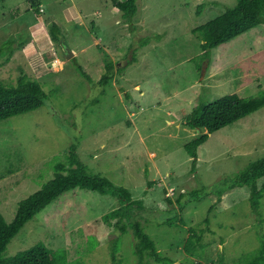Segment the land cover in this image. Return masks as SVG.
Returning <instances> with one entry per match:
<instances>
[{
	"label": "rangeland",
	"instance_id": "rangeland-1",
	"mask_svg": "<svg viewBox=\"0 0 264 264\" xmlns=\"http://www.w3.org/2000/svg\"><path fill=\"white\" fill-rule=\"evenodd\" d=\"M114 1L0 0V79L11 85L26 74L49 94L44 107L0 121V211L12 222L19 202L54 177V165L67 162L76 144L91 173L143 201V227L170 264H237L260 245L264 200L254 212L248 188L221 183L264 157V108L210 134L196 167L184 145L199 131L187 128L184 118L201 101L264 89V24L205 59L194 29L236 0H137L138 13L125 19ZM200 4L205 8L198 13ZM53 24L60 40L51 35ZM62 40L75 51L71 59ZM107 59L126 69L102 86ZM203 187V199L179 207L180 194ZM118 206L111 195L67 192L25 224L5 256L44 242L66 249L71 264H112L121 234L103 216ZM175 215L187 225H159ZM208 216L207 248L201 257L190 256L184 250L190 227H206ZM121 241L123 264H139L133 233Z\"/></svg>",
	"mask_w": 264,
	"mask_h": 264
},
{
	"label": "trees",
	"instance_id": "trees-1",
	"mask_svg": "<svg viewBox=\"0 0 264 264\" xmlns=\"http://www.w3.org/2000/svg\"><path fill=\"white\" fill-rule=\"evenodd\" d=\"M236 2L235 6L227 8L223 14L194 29V34L202 41L200 58L209 59L212 50L217 46L264 24V0H236ZM114 3L124 19L134 18L139 11L137 0H115ZM204 8L205 4H200L197 12L200 13ZM50 32L54 40H60L57 24L52 25ZM76 69L82 77L92 80L84 66L77 61ZM125 69V66L116 67L113 60L107 59L99 84L112 85L116 72L122 73ZM48 99L49 94L45 91L44 84L38 79L22 74L16 84L11 85L0 79V121L44 107ZM262 108H264V89L257 95L245 97L233 92L212 102L201 101L196 104L184 118L187 128L199 131L184 145L192 159L193 167L197 165L199 148L208 140L210 134ZM77 150L76 144L71 145L67 162H58L54 165V177L37 192L19 202L12 222H7L0 211V264H71L66 249H55L44 242L12 257H6L5 253L13 238L19 234L27 222L33 220L38 213L62 195L77 188L111 195L119 201L117 208L103 216V221L114 226L121 234L113 245L112 264H123L119 255L122 248L121 237L128 231L134 235L135 254L139 264H149L151 260L157 263H172V259L162 254L156 242L143 227L140 218L146 209L143 201L135 199L133 193L126 187L117 186L109 178L91 173ZM263 177L264 157L250 163L230 178L224 179L221 184L229 189L248 188L250 206L254 212H257L264 200V183L260 185L258 183ZM207 194L206 187L194 189L180 194L176 201L183 209L184 202L200 201ZM222 196L223 194L219 195V200ZM166 199L170 203L173 201L168 197ZM204 223L206 227L201 224L190 227L189 236L184 244V250L190 256L201 257L202 252L207 248L204 236L210 228L209 216ZM159 225L183 227L187 223L183 218L175 215L163 219ZM194 264H202V262L197 261ZM237 264H264V235L260 245L245 254Z\"/></svg>",
	"mask_w": 264,
	"mask_h": 264
},
{
	"label": "water",
	"instance_id": "water-1",
	"mask_svg": "<svg viewBox=\"0 0 264 264\" xmlns=\"http://www.w3.org/2000/svg\"><path fill=\"white\" fill-rule=\"evenodd\" d=\"M62 46L64 49L66 59H71L72 57L75 56V51L69 46H67L64 40H62Z\"/></svg>",
	"mask_w": 264,
	"mask_h": 264
},
{
	"label": "built area",
	"instance_id": "built-area-1",
	"mask_svg": "<svg viewBox=\"0 0 264 264\" xmlns=\"http://www.w3.org/2000/svg\"><path fill=\"white\" fill-rule=\"evenodd\" d=\"M41 11H43V9L41 8Z\"/></svg>",
	"mask_w": 264,
	"mask_h": 264
},
{
	"label": "clouds",
	"instance_id": "clouds-1",
	"mask_svg": "<svg viewBox=\"0 0 264 264\" xmlns=\"http://www.w3.org/2000/svg\"><path fill=\"white\" fill-rule=\"evenodd\" d=\"M43 9V8H42ZM41 10V9H40ZM57 61H59V60H57Z\"/></svg>",
	"mask_w": 264,
	"mask_h": 264
}]
</instances>
